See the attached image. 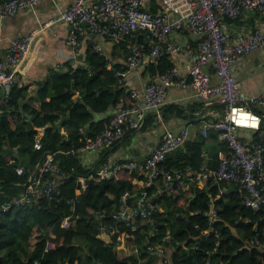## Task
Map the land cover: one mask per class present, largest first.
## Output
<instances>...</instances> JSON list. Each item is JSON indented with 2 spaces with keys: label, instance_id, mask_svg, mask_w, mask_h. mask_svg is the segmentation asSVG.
I'll list each match as a JSON object with an SVG mask.
<instances>
[{
  "label": "built area",
  "instance_id": "1",
  "mask_svg": "<svg viewBox=\"0 0 264 264\" xmlns=\"http://www.w3.org/2000/svg\"><path fill=\"white\" fill-rule=\"evenodd\" d=\"M39 0H0V17L15 16L20 11L32 8ZM157 7L148 8L146 0H73L70 6L61 12L54 21H63L69 25L67 42L71 49L68 59L75 60L83 45L86 30L97 37L115 42L127 41V54L121 69L115 73L125 95L119 98L120 105L114 114L103 124L100 133L90 138L85 130L80 132L86 140L83 145L61 149L57 153H48L34 165L16 168V173L25 176L23 190L18 197L0 202V214L12 207L31 205L39 198L57 202L64 200L72 206L87 188L86 177L77 178V188L73 196L63 198L62 186L67 180V172L61 166L57 154L78 158L87 151L111 149L121 143L129 132L140 130L150 112H159L166 104L168 92L172 88L192 87L202 104V128L200 134L208 138L212 131H218L226 145L225 153L218 159L216 168L204 164L198 170L191 167L168 169L167 157L188 141L186 128L178 133L164 131L157 147L143 159H126L124 162L102 163L95 173L111 178L121 169L141 172L146 187L159 182L158 192L142 189L132 195L124 191L120 196L115 212L107 218L102 211L96 215L99 224V238L107 243L119 246L125 241L134 240L135 232L144 235L141 243L131 244L137 263L127 264H175L172 255L180 249L185 256L202 240L213 234L217 241L213 255L221 239V233L215 228L217 210L211 205L205 212L207 227L194 226L197 234L190 244L189 235L178 240L175 235L176 220L152 242L158 235L155 217L163 213L164 207L158 201L163 191L167 195H176V187L187 190L193 184L200 187L209 184L217 186L219 194L227 184L239 186L240 199L244 206L260 213L255 223L262 222L261 234L258 232L246 241L249 248H264V128L262 116L253 107L264 110V91L248 97L241 94V81L236 75L235 65L259 48H264V0H155ZM259 13L262 21L241 30H231L224 21L240 19L247 13ZM85 24V26H84ZM40 30H33L25 37L15 38L7 49L0 51V115L9 100L14 86L23 87L22 79L16 75L21 63L31 52L32 44ZM174 34L182 36V41L172 39ZM140 35L141 40L136 36ZM94 50H101L94 45ZM181 53L188 58L185 72L173 64L164 73L156 74L155 79L142 88L124 85L127 70L136 69L145 63H156L163 56ZM109 66V64H108ZM219 77L212 82V75ZM128 101V102H126ZM219 110L206 112L209 108ZM250 130V138H243L239 132ZM40 136L36 137L35 147L39 149ZM93 176V175H92ZM92 176L90 178H92ZM186 208V205L184 206ZM197 213V212H195ZM179 213H176L178 216ZM77 217L70 214L60 220L62 228H71ZM187 220V217L184 218ZM245 221H250L245 219ZM256 225V224H255ZM54 248L47 241L45 252ZM142 253L145 258L141 259ZM34 264H39L35 261ZM69 264V263H61ZM73 264H78L77 262ZM204 264H213L207 258ZM216 264H223L219 260Z\"/></svg>",
  "mask_w": 264,
  "mask_h": 264
},
{
  "label": "trees",
  "instance_id": "2",
  "mask_svg": "<svg viewBox=\"0 0 264 264\" xmlns=\"http://www.w3.org/2000/svg\"><path fill=\"white\" fill-rule=\"evenodd\" d=\"M85 53L84 66L73 67L67 63L66 69L50 74L33 94L24 86L11 89L9 100L3 107L4 112L0 115V202L17 198L23 190L25 176L16 173L19 160L25 167H30L48 153L83 145L86 138L80 129L83 128L88 137H94L113 115L108 112L115 111L120 105L119 98L126 96L128 99L115 76L121 64L113 62L90 45ZM172 65L168 57L163 56L156 64H149V68L153 74H161ZM76 93L78 95L74 98ZM201 109L202 104H199L195 111ZM40 129L43 134L39 139L41 147L37 149L35 142ZM209 138H213L211 133ZM207 145V140L201 134L196 140H188L167 157L166 168L191 167L198 170L206 161L209 162L207 166L216 168L218 153L211 151L212 147ZM57 158L68 175L62 186L63 198L74 195L79 176L86 177V190L75 205V210L64 200L54 202L39 198L31 205L12 207L0 214V264H34L35 261L39 264L137 263L138 258L134 256L131 244L141 243L144 235L135 232L134 240L125 241L119 246L114 242L107 243L99 238L96 215L105 211L108 215L105 220H110L124 191L132 195L142 189L153 192V186L141 189L133 183L134 179H144L141 172L130 173L121 169L111 178L96 175L100 164L107 162L105 158L90 169L81 166L76 157L57 154ZM234 186V189L221 194L217 186L209 184L203 188L191 184L187 190L176 187L174 197L163 191L158 201L164 211L155 217L159 234L151 241L155 242L168 228L165 222L169 225L176 220L175 237L182 240L190 233V244L194 243L193 237L198 233L194 226L207 227L204 213L214 205L217 210L214 226L221 233L214 254H207L217 241L210 234L209 238L190 250L189 255L185 256L180 249L173 253L174 263L204 264L210 258L213 264L219 260L223 264H264V248L246 246V241L258 232L261 234L262 222L255 223L260 213L242 204L239 186ZM176 213H179L178 216ZM70 214L77 217L76 223L71 228H62L60 220ZM47 241L53 242L54 248L45 252ZM140 258L144 259L145 253Z\"/></svg>",
  "mask_w": 264,
  "mask_h": 264
},
{
  "label": "crops",
  "instance_id": "3",
  "mask_svg": "<svg viewBox=\"0 0 264 264\" xmlns=\"http://www.w3.org/2000/svg\"><path fill=\"white\" fill-rule=\"evenodd\" d=\"M72 1L39 0L36 6L20 11L15 16L0 17V51L7 49L15 38L25 37L33 30H40L33 41L31 52L16 72L18 78L22 79L23 86L27 87L32 94L50 74L66 69L67 63L73 67L84 66L86 64L85 52L89 45L93 49L94 45H97L101 53L115 63L122 65L125 61L127 54L126 40L115 42L103 39L89 33L87 30L77 59H68V54L71 53L67 42L69 25L63 21L54 20L70 6ZM146 5L148 8L153 9L157 7L155 0H146ZM262 19L261 15L251 12L240 19H235V21L225 20L224 23L227 28L238 31L248 29L262 21ZM139 36H136L138 41ZM172 39L176 41L183 40L182 36L178 34H174ZM167 57L172 64L177 65L182 72H185L188 63L187 57L181 53H175ZM149 64L151 63H145L136 69L127 70L124 76V85L131 88H142L145 84L154 80L156 74L151 72ZM235 69L236 75L241 81V94L243 97L253 96L264 91V48H259L248 54L245 59L235 65ZM218 81L219 77L213 74L212 82L216 83ZM77 95L78 93L74 95V98ZM199 104H201L200 99L196 96L192 87L172 88L168 92L166 104L159 112L148 113L140 130L129 132L121 143L111 149L87 151L76 160L84 168L90 169L102 158H105V161L109 164L124 162L126 159H143L149 156L157 147L161 134L166 130L178 133L181 129L186 128L188 140H196L202 128V118H205V115L201 113L202 109L195 111ZM253 109L262 116L264 128V110L258 107H253ZM216 110H219V108H209L206 112L211 113ZM114 112V110H111L108 114H114ZM42 134L43 130H38V136L41 137ZM239 134L243 138H250L253 132L242 130ZM209 137L205 138L208 143L207 146L212 147L211 151L214 148L217 149L215 151L218 153L219 159L221 154L225 153L226 145L219 134L213 135V138ZM207 157L209 156L207 155ZM206 162L209 164L208 161ZM207 163L205 164L208 165ZM133 183L139 185L141 189L146 186L144 179H134ZM234 185L227 184L225 192L234 189ZM151 186L154 188L153 192H158L161 188L159 182ZM199 186V188L204 187L202 184H199Z\"/></svg>",
  "mask_w": 264,
  "mask_h": 264
},
{
  "label": "water",
  "instance_id": "4",
  "mask_svg": "<svg viewBox=\"0 0 264 264\" xmlns=\"http://www.w3.org/2000/svg\"><path fill=\"white\" fill-rule=\"evenodd\" d=\"M84 26H85V24H84ZM219 134V132L218 131H214V132H212V135H218ZM15 156L18 158L19 156L17 155V153L15 154ZM22 164V162H21V160H19V162H18V166H20Z\"/></svg>",
  "mask_w": 264,
  "mask_h": 264
},
{
  "label": "rangeland",
  "instance_id": "5",
  "mask_svg": "<svg viewBox=\"0 0 264 264\" xmlns=\"http://www.w3.org/2000/svg\"><path fill=\"white\" fill-rule=\"evenodd\" d=\"M215 150H217V149L214 148L213 151H215Z\"/></svg>",
  "mask_w": 264,
  "mask_h": 264
}]
</instances>
